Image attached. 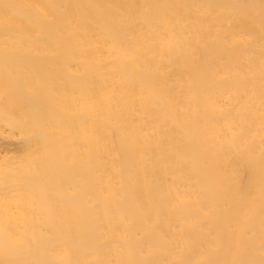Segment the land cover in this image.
Segmentation results:
<instances>
[{"label":"bare ground","instance_id":"bare-ground-1","mask_svg":"<svg viewBox=\"0 0 264 264\" xmlns=\"http://www.w3.org/2000/svg\"><path fill=\"white\" fill-rule=\"evenodd\" d=\"M0 264H264V0H0Z\"/></svg>","mask_w":264,"mask_h":264}]
</instances>
